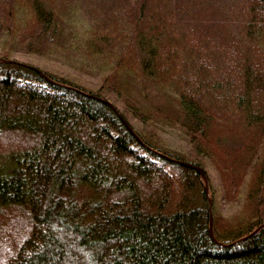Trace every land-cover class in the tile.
Here are the masks:
<instances>
[{
  "label": "trees",
  "instance_id": "trees-1",
  "mask_svg": "<svg viewBox=\"0 0 264 264\" xmlns=\"http://www.w3.org/2000/svg\"><path fill=\"white\" fill-rule=\"evenodd\" d=\"M4 142L0 264H264V0H0Z\"/></svg>",
  "mask_w": 264,
  "mask_h": 264
},
{
  "label": "rangeland",
  "instance_id": "rangeland-1",
  "mask_svg": "<svg viewBox=\"0 0 264 264\" xmlns=\"http://www.w3.org/2000/svg\"><path fill=\"white\" fill-rule=\"evenodd\" d=\"M14 57L24 62L41 63V60L39 58L35 57L34 55L28 54V53H16ZM130 119L131 121L137 123L134 117L131 116ZM11 145L12 143L10 142L8 143L4 142L3 145L0 144V151H6V149L10 150V148L14 147L13 145L12 146ZM205 165H206L205 167L207 169V172L209 173L211 177L215 199L217 203L219 204V206L221 207L222 212H228V205L227 206L225 205V203L223 202V198H222L220 175L218 171L215 169V167L211 165V163L208 162Z\"/></svg>",
  "mask_w": 264,
  "mask_h": 264
},
{
  "label": "water",
  "instance_id": "water-1",
  "mask_svg": "<svg viewBox=\"0 0 264 264\" xmlns=\"http://www.w3.org/2000/svg\"><path fill=\"white\" fill-rule=\"evenodd\" d=\"M174 159V158H173ZM179 162L185 164V165H188L198 171H200L204 176H205V179H206V191L208 192V180H207V177H206V173L204 172L203 168L198 165V164H195V163H192V162H188V161H185V160H178Z\"/></svg>",
  "mask_w": 264,
  "mask_h": 264
}]
</instances>
